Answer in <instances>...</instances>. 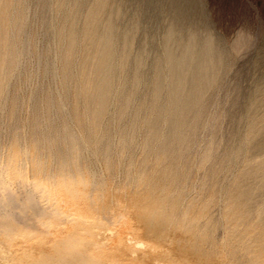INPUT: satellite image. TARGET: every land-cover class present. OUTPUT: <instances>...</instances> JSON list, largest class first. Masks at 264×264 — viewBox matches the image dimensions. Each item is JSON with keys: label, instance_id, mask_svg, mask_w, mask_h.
Wrapping results in <instances>:
<instances>
[{"label": "rangeland", "instance_id": "1", "mask_svg": "<svg viewBox=\"0 0 264 264\" xmlns=\"http://www.w3.org/2000/svg\"><path fill=\"white\" fill-rule=\"evenodd\" d=\"M7 1L0 0V4L5 3L0 5L3 8H0V13L3 12L0 19L4 17L0 20V30H4L0 31L3 34V38L0 34V92L4 93L3 96L0 94V165L4 163L6 177L14 189L19 180L25 184L38 177L48 185L54 179L57 185L53 187L60 186L58 188L63 192L61 178L67 175L65 181L72 183L79 193L80 214L89 222L78 239L70 236L74 229L77 230L76 224L65 220L52 229L50 235L44 233L43 226L29 220L22 226L27 231L23 228L22 231L32 236L23 233V237L11 238L0 230V264H28L27 260L32 264H100L101 261L103 264H250L252 252L257 253L259 261H264V222L254 211L240 217L241 206L236 204L234 197L240 189V199L252 196L249 202L253 209L264 206V174L254 178L260 185L253 188L251 195L238 185L254 161L264 156V150L253 156L247 150L253 143L250 126L264 117V0ZM95 8L99 9L95 11ZM4 13L7 15L3 16ZM91 15L97 19L92 20ZM88 21L101 26L109 22L115 34L116 54L112 62L116 61L113 63L116 67L109 90L111 106L106 108L109 114L105 111L97 125L91 124V117L82 107L89 102V94L81 91L91 84L88 71L95 60L86 50L90 39L84 35V25ZM169 29L175 34L172 45L175 54L182 52L192 34L198 51L202 41L209 38L214 59L211 60L214 71L210 86L203 95L201 108L190 118L196 125L192 138L195 143L178 144L175 151L172 148V153L161 149L164 146L158 140L165 126L160 127L158 132L162 133L156 134V138L145 140L148 126L142 119L153 106L149 97L150 73L155 62L163 58L162 37ZM125 33L129 43L126 47L132 58L128 63L121 51ZM72 34L76 39L69 45ZM139 53L144 56V64L137 71L133 56ZM18 54L21 57L17 63ZM45 59L49 61L46 63L55 64L58 75L53 77L49 72H43ZM136 72L137 78L139 75L142 80L135 87ZM127 96L129 108L123 107L127 113L121 117L119 110ZM164 99L165 96L162 101ZM52 100L54 108L51 107ZM61 103L62 107L68 104L63 112ZM110 103L107 101L106 106ZM136 109L138 111L134 113ZM133 113L139 116H135L139 121H133ZM207 122L211 124L204 127L202 124L207 125ZM143 127H147L146 132ZM70 132L74 137L71 143H66L64 137ZM84 146L92 151L89 153ZM3 151L11 157H5ZM21 153H26L28 158ZM22 162L24 164L20 166ZM49 171L53 176L49 177ZM22 172L23 177L18 178ZM22 192L21 185L16 193L22 196ZM40 199L47 205L43 195ZM152 208L160 211V219L148 215ZM85 238L91 240V245L87 246ZM90 246L93 252L86 249ZM94 257L102 259L95 261Z\"/></svg>", "mask_w": 264, "mask_h": 264}, {"label": "bare ground", "instance_id": "2", "mask_svg": "<svg viewBox=\"0 0 264 264\" xmlns=\"http://www.w3.org/2000/svg\"><path fill=\"white\" fill-rule=\"evenodd\" d=\"M7 1V0H6ZM9 3V1H7ZM100 2V1H99ZM98 2V5L101 3ZM4 5L5 3L2 2ZM13 3V1H12ZM11 3V4H12ZM3 4H0V5H3ZM7 4V3H6ZM76 4V3H75ZM10 5V4H9ZM8 5V6H9ZM7 6V7H8ZM2 6H0L1 8ZM10 7V6H9ZM65 8V7H64ZM101 8V6L99 7ZM97 8V10L99 9ZM3 10V8H1ZM96 8H95V11H97ZM6 11V10H4ZM48 11V10H47ZM3 13V12H2ZM0 13V14H2ZM11 13V12H10ZM94 13V12H93ZM96 13V12H95ZM9 14V13H8ZM99 14V13H98ZM7 14L4 13L3 16H5ZM16 15V13H15ZM21 15V14H20ZM98 16V15H97ZM96 16V17H97ZM8 17V16H6ZM86 17V16H85ZM4 18V17H3ZM1 18V19H3ZM12 18V17H11ZM21 18V17H20ZM91 18L92 20H94V17L91 15ZM91 18L89 20H91ZM0 19V20H1ZM97 18H95L96 20ZM108 19V18H107ZM88 20V19H87ZM94 20V21H95ZM8 21V20H7ZM93 21V23H95ZM89 23L85 24L84 25V35L89 36V42L87 43L86 45V50L89 52L92 53L93 57L95 58V60L91 63L92 64V67L90 68L89 67V73H88V77H89V80L91 81V84L87 85L85 87V90L84 91H81L85 94H89L88 98H89V102L86 103L85 106L82 105V107L84 109H86L87 113L86 112H82V113H86V114H89V116L91 117V124L92 125H97L99 124V120L100 118L102 117V115H104L105 111H106V108H110L111 106V101L109 99L110 97V94H109V90L111 91V76H112V72H113V69H114V66L116 67V65H114L116 61L112 62V59H113V56L116 54V49L114 48V33H113V29L111 28L109 22L106 24V25H103L101 26L100 24H97L98 25H94L92 23H90V21H88ZM92 22V21H91ZM2 23V22H1ZM5 23H7L5 21ZM10 24V23H9ZM7 25V24H6ZM2 28H3V24L1 25ZM14 26V25H13ZM19 27V26H18ZM4 29V28H3ZM7 29V28H6ZM5 29V30H6ZM64 29V28H63ZM2 30V29H1ZM0 30V31H1ZM4 31V30H2ZM9 32V30H8ZM22 32V31H21ZM63 32V31H62ZM72 32V30H71ZM6 33V32H4ZM128 33V32H127ZM1 34V33H0ZM10 34V33H8ZM78 34V33H77ZM2 35V38H3V34ZM19 35V33H18ZM59 35V34H58ZM75 35V34H74ZM64 36V35H63ZM127 34L125 33L124 34V43L125 45L123 46V49L121 50L122 53L124 54L123 56V59L127 62H129V60H132V58L130 59V55H129V49L127 48L128 47V42H127ZM1 37V36H0ZM77 37V36H76ZM85 37V36H84ZM55 38V37H54ZM52 38V39H54ZM75 38V36H74ZM74 38H73V34L72 36L70 35L69 36V40H68V43L69 45L73 43L74 41ZM79 38V37H78ZM77 38V40H78ZM163 41H164V47H165V51H164V55H163V58L160 60L158 59L155 64H154V67L152 69V74L150 73V81H151V91H150V98H151V101L153 102V106L152 108L150 109L149 111V114L145 116L146 113H144L142 119H143V122L148 126V132H146V128L142 129L143 131H145L147 133V137L145 140H152L153 138H156V134L158 133H162V131L158 132V130L160 129V127H163L165 126L164 128V132L162 133V136L160 139L161 144H163L164 148H161V149H164L165 151H169L171 152L175 146H177L178 144H190L191 141H192V138H193V135L195 133V123L191 122L190 121V118H191V114L197 112L200 108H201V105H202V98L204 97V93L205 91L209 88L210 86V83H211V79H212V75H213V69H214V66L212 64V61L211 60H214L212 59L213 57V53H212V48L211 46H213V44H211L209 42V38L208 39H204V41H202L201 43V49L198 51L195 49V42L194 41V36L189 35V38L187 39L185 45H184V48L182 50V52L177 55L173 52L172 50V45L175 41V34L173 32L172 29H169L168 32L166 33V35H164L162 37ZM207 38V37H206ZM57 39V38H56ZM68 39V38H67ZM76 39V38H75ZM84 39V38H83ZM58 40V39H57ZM85 40V39H84ZM131 40V39H130ZM1 41V40H0ZM61 43H62V40H60ZM2 42H3V39H2ZM1 42V44H2ZM63 42H64V39H63ZM79 41H77L78 43ZM116 42V41H115ZM132 42V41H131ZM7 43V42H6ZM25 43V42H24ZM55 43V42H54ZM76 43V42H75ZM76 43V44H77ZM5 44V42H4ZM75 44V45H76ZM81 44V43H80ZM6 45V44H5ZM4 45V46H5ZM127 45V47H126ZM147 45V44H146ZM145 45V46H146ZM14 46V45H13ZM58 46V44H57ZM77 46V45H76ZM75 46V47H76ZM85 46V45H84ZM2 47H3V44H2ZM70 47V46H69ZM131 47V46H130ZM197 47V46H196ZM7 48V47H6ZM20 48V47H19ZM74 49V48H73ZM214 49V48H213ZM49 50V48H48ZM70 50V49H69ZM2 51H5L2 49ZM17 51V50H16ZM53 51V50H52ZM141 51V50H140ZM198 51V52H197ZM7 52V51H6ZM9 52V51H8ZM11 52V51H10ZM26 52V51H25ZM45 52V51H44ZM73 52V51H72ZM118 52V51H117ZM215 53V51H213ZM133 53V52H132ZM217 53V52H216ZM3 54V53H2ZM6 54V53H4ZM21 54V52H20ZM18 54L17 55V58H16V62L17 60L19 59L20 60V57L22 54L20 55ZM149 54V53H148ZM28 55V54H27ZM38 55V54H37ZM73 55V53H72ZM143 54L139 53L135 56H133V60L134 62L136 63V70L139 71V69L143 66L144 64V61H143V57L142 56ZM39 56V55H38ZM69 56V55H68ZM86 56V54H85ZM84 56V58H85ZM122 56V54H121ZM161 56V55H160ZM216 56V55H215ZM218 56V55H217ZM41 57V56H40ZM65 57V56H64ZM76 58V57H75ZM88 58V57H87ZM116 59V57H114ZM2 59V57H1ZM37 59V58H36ZM40 58H38L39 60ZM54 59V58H52ZM219 59V58H218ZM4 60V59H3ZM46 60V59H45ZM73 60V59H72ZM85 60V59H84ZM148 60V59H147ZM215 60L216 57H215ZM22 61V60H21ZM48 60L45 61V63L47 62ZM124 61V62H125ZM16 62L14 63L15 66L17 65ZM49 62V61H48ZM69 62H70V59H69ZM127 62V63H128ZM219 62V60H218ZM18 63V62H17ZM71 63V62H70ZM73 63V62H72ZM71 63V64H72ZM114 63V64H113ZM217 63V62H216ZM221 64V61L219 62ZM1 64V63H0ZM4 64V62L2 63V65ZM23 64V63H22ZM49 63H46L45 64V74H47L48 72L53 76L55 77L56 75H58L56 73V70H55V64L52 63V64H49ZM90 64V65H91ZM121 65V63H119ZM123 64V63H122ZM21 65V64H20ZM135 65V64H134ZM83 66V65H82ZM218 66V65H217ZM221 66V65H220ZM2 67V66H1ZM0 67V68H1ZM24 67V66H23ZM55 67V68H54ZM22 68V67H20ZM69 68V67H68ZM67 68V69H68ZM85 68V67H83ZM82 68V69H83ZM218 68V67H217ZM117 69V68H115ZM142 69V68H141ZM4 70V69H3ZM37 70V69H36ZM35 70V71H36ZM71 70V69H70ZM74 70V69H73ZM81 70V69H80ZM87 70V69H86ZM25 71V70H24ZM85 71V70H84ZM118 71V70H117ZM1 72V70H0ZM42 72V71H41ZM42 72V73H43ZM47 72V73H46ZM74 72V71H73ZM141 72V71H140ZM72 73V72H71ZM78 73V72H77ZM76 73V74H77ZM82 73V72H81ZM84 73V72H83ZM13 74V73H12ZM30 74V73H29ZM34 74V72H33ZM63 74V73H62ZM87 74V73H86ZM118 74V73H117ZM85 75V74H84ZM122 75V74H121ZM141 75V74H140ZM1 76V75H0ZM13 76V75H12ZM52 76H50L52 78ZM64 76V75H63ZM74 76V75H73ZM76 76V75H75ZM135 77V87L136 86H139V82H140V79H139V75H138V78H137V72L136 74L134 75ZM147 76V75H146ZM15 77V76H14ZM142 77V76H141ZM13 78V77H12ZM29 78V77H28ZM58 78V77H57ZM60 78V76H59ZM65 78V77H64ZM72 78V77H70ZM69 78V80H70ZM32 79V78H31ZM54 79V78H52ZM77 80V79H76ZM83 80V79H82ZM88 80V79H87ZM113 80V79H112ZM142 80V79H141ZM5 81V80H4ZM9 81V80H8ZM71 81V80H70ZM13 82V81H12ZM11 82V83H12ZM59 82V81H58ZM83 82V81H82ZM114 82V81H113ZM8 83V82H7ZM60 83V82H59ZM1 84V82H0ZM10 84V83H8ZM31 84V83H30ZM7 85V84H6ZM3 86V89L6 87ZM83 85V84H82ZM86 85V82L85 84ZM60 86V85H59ZM77 86V85H76ZM24 87V86H23ZM83 87V86H82ZM22 89V88H21ZM78 89V88H76ZM83 89V88H82ZM142 89V88H141ZM2 90V89H1ZM49 90V89H48ZM75 90V89H74ZM138 90V89H137ZM20 91V90H19ZM33 91V90H32ZM36 91V89H35ZM78 91V90H77ZM118 91V90H117ZM4 92V91H2ZM8 92V91H7ZM49 92V91H48ZM58 92V91H56ZM80 92V91H79ZM34 93V91H33ZM82 93V94H83ZM113 92H111L112 94ZM116 93V92H115ZM1 94V92H0ZM4 94V93H2ZM1 94V95H2ZM22 94V93H21ZM50 94H53L52 92ZM61 94V93H60ZM59 94V95H60ZM6 95V93H5ZM49 95V94H48ZM77 95V94H76ZM3 96V95H2ZM83 96V95H82ZM81 96V97H82ZM87 96V95H86ZM112 96V95H111ZM136 96V95H135ZM139 96V95H138ZM165 96V101H162L163 97ZM53 97V96H52ZM74 97L76 98H80L79 95L78 96H75ZM117 97V96H116ZM119 97V96H118ZM51 97L49 96V99ZM69 97H67L66 99H68ZM86 97V99H88ZM115 98V97H114ZM122 98V97H121ZM1 99V98H0ZM30 99V98H28ZM48 99V98H47ZM58 99V98H57ZM82 99V98H80ZM204 99V98H203ZM3 100V99H2ZM64 100V99H63ZM75 100V99H74ZM79 99H77L78 101ZM133 102H134V99H132ZM142 100V99H141ZM46 101V100H45ZM60 101V100H59ZM65 101V100H64ZM86 101V100H85ZM107 101L110 103L109 107L106 106L107 104ZM113 101V100H112ZM29 102V100H28ZM32 102V101H31ZM41 102V101H40ZM53 100L51 101V107H53ZM63 102V101H61ZM67 102V101H66ZM65 102V103H66ZM70 102V101H69ZM79 102V101H78ZM33 103V102H32ZM35 104L36 101L34 102ZM50 103V102H49ZM60 103V102H59ZM115 103V102H114ZM117 103V102H116ZM128 103H129V97H125L124 98V101H123V106L121 107V109L119 110V113L122 117V114H126L127 112L125 111V108H123L124 106L128 107ZM2 104V102H1ZM39 104V103H38ZM72 104V103H71ZM70 104V105H71ZM78 104V103H77ZM83 104V103H81ZM113 104V103H112ZM133 104V103H131ZM152 104V103H151ZM21 104H19L20 106ZM61 107L64 106L63 103L60 104ZM76 105V103H75ZM34 106V104H33ZM50 106V105H49ZM81 105L78 104V107H80ZM113 106V105H112ZM117 106V105H116ZM132 106V105H131ZM49 107V110H51V112L53 111L52 108ZM68 107V104L67 106ZM66 107H62L61 110L63 112V108H66ZM77 107V106H76ZM77 107V108H78ZM147 107V105H146ZM16 108V107H15ZM19 108V107H18ZM48 108V107H47ZM60 108V107H59ZM123 108V109H122ZM129 108V107H128ZM31 109V108H30ZM79 109V108H78ZM81 109V108H80ZM127 109V108H126ZM138 109V108H137ZM135 110V112H137L138 110ZM146 109V108H145ZM144 109V110H145ZM109 110V109H108ZM107 110V111H108ZM116 110V109H115ZM114 110V111H115ZM142 110V109H141ZM140 110V111H141ZM147 110V109H146ZM145 110V111H146ZM55 111V110H54ZM67 111V109H66ZM69 111V109H68ZM67 111V112H68ZM79 111V110H78ZM84 111V110H82ZM106 111V112H107ZM112 111V110H111ZM66 112V113H67ZM113 112V111H112ZM147 112V111H146ZM229 112V111H228ZM43 113V112H42ZM47 113V112H46ZM45 113V114H46ZM65 113V112H64ZM71 113V112H70ZM77 113V112H76ZM109 114V112H107ZM133 113V121L135 120L136 122V119L137 117L135 116H138V115H135ZM139 113V112H138ZM200 113V112H199ZM44 114V113H43ZM48 114V113H47ZM52 114V113H51ZM73 114V113H72ZM79 114H80V111H79ZM84 114V115H86ZM114 114V113H113ZM197 114V113H196ZM67 115V114H66ZM71 115V114H70ZM82 115V114H81ZM107 115V114H106ZM115 115V114H114ZM105 116V115H104ZM109 116V115H108ZM112 116V115H111ZM116 116V115H115ZM142 116V115H141ZM202 116V115H201ZM207 116V115H206ZM13 117V116H12ZM83 117V116H82ZM87 117V115L85 116V118ZM139 117V116H138ZM197 117V116H195ZM39 118V117H38ZM43 118V117H42ZM41 118V119H42ZM47 118V117H46ZM84 118V117H83ZM82 118V121L84 120ZM89 118V117H88ZM87 118V119H88ZM119 118V117H118ZM208 118V117H207ZM49 119H51V117H49ZM47 118V120H49ZM76 119V118H75ZM79 119V117H78ZM105 119V118H103ZM130 119V118H129ZM194 119V118H193ZM210 119V118H209ZM22 120V119H21ZM36 120V119H35ZM39 120V119H38ZM56 120V119H55ZM102 120V119H101ZM112 120V118H111ZM120 120V119H119ZM131 120V119H130ZM205 120V119H204ZM86 121V120H85ZM106 121V119H105ZM104 121V122H105ZM113 121V120H112ZM137 121H139V118L137 119ZM211 121V120H210ZM22 122V121H21ZM25 122V121H24ZM50 122H52V120H50ZM59 122V121H58ZM80 122V120H79ZM101 122V121H100ZM128 123H130L129 121H127ZM199 122V121H198ZM44 123V122H43ZM42 123V124H43ZM102 123V122H101ZM112 123V122H111ZM143 123V124H144ZM50 124V123H49ZM85 124V123H84ZM131 126L133 125L132 122L130 123ZM129 124V125H130ZM136 124V123H135ZM138 124V123H137ZM208 122H207V125L205 124H202L205 126H208ZM211 124V122H210ZM209 124V125H210ZM45 125V124H44ZM51 125V124H50ZM49 125V126H50ZM73 125V124H72ZM102 125V124H101ZM101 125H100V128H101ZM104 125V124H103ZM106 125V124H105ZM142 125V124H141ZM53 126V125H52ZM59 126V125H58ZM64 126V125H63ZM78 126V125H77ZM87 127H89L87 124H86ZM85 126V127H86ZM113 126V125H112ZM135 126V125H134ZM143 126V125H142ZM26 127V126H25ZM84 127V126H83ZM86 127V128H87ZM129 127V126H128ZM137 127V126H136ZM203 127V126H202ZM203 127V128H204ZM221 127V126H220ZM10 128V126H9ZM68 128V127H67ZM113 128V127H112ZM111 128V129H112ZM91 129V126L90 128ZM99 129V128H98ZM110 129V130H111ZM132 129V128H130ZM138 129V128H136ZM198 129V127H197ZM36 130V129H35ZM51 130V129H50ZM68 130V129H67ZM74 130V129H72ZM125 130V129H124ZM129 130V129H128ZM161 130V129H160ZM100 131V130H99ZM126 131V130H125ZM135 130H132V132H134ZM250 133H251V137H252V144L247 148V150L249 151L250 154L255 155V153L257 154L258 152L261 153L262 150H264V117L263 118H260L259 122L258 123H253L252 126H250V129H249ZM24 132V131H23ZM47 132V131H46ZM52 132V131H51ZM66 132V131H65ZM63 132V133H65ZM111 132V131H109ZM127 132V131H126ZM131 132V133H132ZM137 132V131H136ZM203 132V131H202ZM68 133V132H67ZM73 133V132H72ZM70 132V135H67L66 137H64V141L66 143H71L72 142V136L74 137V134H72ZM129 133V132H128ZM135 133V132H134ZM144 133V132H143ZM107 134H108V131H107ZM110 134V133H109ZM198 134V133H197ZM24 135V134H23ZM42 135V134H40ZM65 135V134H64ZM138 135H139V132H138ZM161 135V134H160ZM136 136V135H135ZM195 136V135H194ZM198 136V135H197ZM217 136V135H216ZM60 137V136H59ZM113 137V136H112ZM142 137V136H141ZM209 137V136H208ZM110 138V137H108ZM243 138V137H242ZM48 139V138H47ZM84 139V138H83ZM90 139V138H89ZM95 138H93L94 140ZM74 140V139H73ZM88 140V139H87ZM92 140V141H93ZM113 140V139H112ZM144 140V139H143ZM156 140V139H155ZM154 140V141H155ZM157 140V141H158ZM206 140V139H205ZM251 140V139H250ZM249 140V141H250ZM76 141V140H75ZM79 141V140H78ZM85 141V140H84ZM97 141V139L95 140ZM197 141V140H196ZM202 141V140H201ZM248 141V140H247ZM113 142V141H112ZM193 142V141H192ZM205 142V141H204ZM83 143V142H82ZM145 143V142H144ZM151 143V142H150ZM154 143V142H153ZM195 143V142H193ZM43 144V143H42ZM80 144V142H79ZM85 144V143H83ZM113 144V143H112ZM126 144V143H125ZM135 144V143H134ZM156 141H155V145H156ZM159 144V143H158ZM217 144V143H216ZM215 144V145H216ZM78 145V144H77ZM95 145V144H94ZM129 145V144H128ZM139 145V143H138ZM146 145V143H145ZM192 145V144H191ZM88 146V145H87ZM111 146V145H110ZM148 146V145H146ZM183 146V145H182ZM85 147V146H84ZM93 147V146H92ZM158 147V146H157ZM162 147V145H161ZM219 147V144L218 146ZM25 148V147H24ZM78 148V147H77ZM109 148V147H108ZM144 148H146L144 146ZM176 148V147H175ZM175 148H174V151H175ZM191 148V146H190ZM212 148V146H211ZM80 149L82 151V146H80ZM85 149L89 152H91L92 150L89 149L88 147H85ZM138 149V147H137ZM209 149V148H207ZM18 150V149H17ZM69 150V148H68ZM109 150V149H108ZM160 150V149H159ZM181 150V149H180ZM187 150V149H185ZM212 150V149H211ZM246 150V149H245ZM78 151V150H77ZM94 151V149H93ZM127 151V150H126ZM206 151V150H205ZM209 151V150H208ZM9 152V150H8ZM25 152V150H24ZM67 152V151H66ZM86 152V151H84ZM89 152V153H90ZM212 152V151H211ZM52 153V152H51ZM95 153V151H94ZM102 153V152H101ZM172 153V152H171ZM243 153V152H242ZM246 153V151H245ZM3 154H5V157L7 156H10L9 153H7L8 155H6V153H4L3 151ZM20 154V153H19ZM21 154H24L25 158H28V156L26 155V153H21ZM106 154V153H105ZM133 154V153H132ZM180 154V153H179ZM181 154H185V153H181ZM208 155H211L209 154V152H207ZM16 156V153L14 154ZM101 155V154H100ZM207 155V156H208ZM13 156V155H12ZM19 156V155H18ZM82 156V155H81ZM11 157V156H10ZM9 157V158H10ZM21 159L20 160H23V162H25L24 160L25 159H22L24 157L20 156ZM74 157V155H73ZM212 157V155H211ZM68 158V157H67ZM84 158V157H83ZM93 158V157H92ZM180 158V157H179ZM79 159V158H78ZM176 159V158H175ZM28 160V159H27ZM26 160V161H27ZM98 161V160H97ZM21 163L22 165L20 166H23L24 163ZM36 162V161H35ZM3 163V162H2ZM7 163V162H6ZM26 163V162H25ZM38 163V162H37ZM172 163V162H171ZM234 163V162H233ZM4 164V163H3ZM1 164L0 165V230L1 232H3V235L5 236H10L11 238H14L16 236H19V235H22L23 237V233L24 235H28L30 233H25L23 231H27V230H24V227L23 224H24V221L26 220H29L35 224H39L40 226H43L42 230L44 231V233L50 235L51 232H52V229H54L55 227L58 226V224H60L62 222V220H65V221H69V222H72L74 224H76V228L77 230H73L74 234H70V236L72 238H81L82 237V231L81 230H85V225L89 222V220L87 219V217L83 216L82 214H80V207H79V204H78V199L79 196H78V191L73 187L72 183L70 184V182L68 181H65V177L67 175H65L64 178H61L62 179V186H64V190L63 192L60 191V186H58L57 188L56 187H53L54 185H57L55 182H54V179L53 181L50 183V185L48 184H45L43 183L42 181H40L38 179V177H33V179H30V181H27L25 184L19 180L18 182L19 183H16L18 184V187H20L22 185V188H23V194L22 196H19L16 191L18 190V187L16 189L12 188L7 177H6V172L4 168ZM29 164V163H28ZM27 164V165H28ZM36 164V163H35ZM92 164V163H91ZM173 164V163H172ZM251 164V163H250ZM174 165V164H173ZM179 165V164H178ZM18 166V164H17ZM16 166V168H17ZM29 166V165H28ZM19 167V166H18ZM42 167V166H41ZM40 167V168H41ZM79 167V166H78ZM179 167V166H178ZM25 166L22 167V169L24 170ZM27 168V167H26ZM37 168V166L35 167ZM211 168V166H210ZM29 169V167H28ZM70 169V168H69ZM27 169H25L26 171ZM42 170V168H41ZM210 170V169H209ZM208 170V171H209ZM43 171V170H42ZM191 171V170H190ZM15 172V171H14ZM12 172V173H14ZM18 172V171H16ZM37 172V171H36ZM71 172V170H70ZM44 173V172H43ZM42 173V174H43ZM47 173V171H46ZM48 173H50V176H53V174L51 175V172L49 171ZM72 173V172H71ZM78 173H79V170H78ZM30 174V173H29ZM40 174V173H39ZM245 178L242 180V182H240L238 185H240V187H242L243 189V192L245 193H250L253 188H255L257 185H260L257 181H255L254 178H257L259 175H262L264 174V156H262L260 159H257L254 161V164L248 168L245 172ZM34 175V173H33ZM38 175V174H37ZM23 177V172L22 174L19 175L18 178L20 177ZM35 176V175H34ZM42 176V175H41ZM48 176V175H47ZM46 174H45V177H47ZM58 176H61V175H58ZM56 175V177H58ZM73 176V174H72ZM81 176L78 174V177ZM30 177V175H29ZM48 177V178H49ZM82 177V176H81ZM263 177V176H262ZM25 178V177H24ZM31 178V177H30ZM42 178V177H41ZM43 178H44V175H43ZM53 178V177H52ZM51 178V179H52ZM69 178V176H68ZM264 178V177H263ZM46 179V178H44ZM73 180V178H71ZM83 178H81L80 180H82ZM23 180V179H22ZM50 180V178L48 179V181ZM71 180V181H72ZM85 180V179H84ZM93 180V179H92ZM12 181V180H11ZM10 181V182H11ZM24 181V180H23ZM75 181V180H74ZM47 182V181H46ZM61 182V181H60ZM76 182V181H75ZM94 182V181H93ZM83 183V182H82ZM74 184V182H73ZM77 184V183H76ZM80 184V183H79ZM90 184L92 185V182H90ZM95 184V183H94ZM20 185V186H19ZM83 185V184H82ZM75 186V185H74ZM21 189V188H20ZM257 189V188H255ZM264 189V187H263ZM262 189V190H263ZM261 190V191H262ZM22 191V190H21ZM239 191V192H238ZM234 197H235V202L236 204L241 208V213L239 214V216H243L244 214H249V212L251 211H254L255 214H257V216L259 217L260 221L264 222V209L262 206V209L260 208H255L253 209V205H251V201L249 202V199L252 198L249 197V199H240L239 198V193H241L242 190H238ZM260 191V190H259ZM264 191V190H263ZM90 192V191H89ZM90 194V193H89ZM256 194V193H255ZM44 197V199L46 200L47 202V205H44L41 203V199L40 197ZM251 195V193L249 194ZM263 195V194H262ZM254 196V195H253ZM263 197V196H262ZM95 200V199H94ZM93 200V202H94ZM112 212V211H110ZM247 214V215H248ZM148 215L151 216V218H154V217H158L157 219H160V211L156 208H152L149 210L148 212ZM166 216V215H164ZM168 216V214H167ZM169 216H171V214H169ZM172 217V216H171ZM257 217V218H258ZM163 218V217H162ZM256 218V217H255ZM43 219V220H42ZM93 220L100 223V221L93 217ZM258 220V219H257ZM151 221V220H150ZM169 221V220H168ZM28 222V221H27ZM26 222V223H27ZM102 222V221H101ZM261 223V222H260ZM25 225V224H24ZM28 226V225H27ZM22 228H23V231H22ZM58 228V227H57ZM217 228V227H216ZM32 229V228H31ZM34 232L36 230L32 229ZM32 230H29V231H32ZM80 230V231H79ZM34 232H31L33 233L34 235ZM37 232V231H36ZM35 232V233H36ZM37 234V233H36ZM35 234V235H36ZM31 235V234H30ZM27 236V237H28ZM32 236V235H31ZM67 237V235H65ZM21 237V236H20ZM10 238V239H11ZM9 239V238H8ZM9 239V240H10ZM61 240V239H60ZM10 241H13V240H10ZM9 241V242H10ZM8 242V243H9ZM85 242L87 243V246L88 245H91V240L90 239H87L85 238ZM140 242V241H139ZM138 242V243H139ZM141 243V242H140ZM264 243V242H262ZM134 245H137V244H134ZM142 245V244H141ZM140 246V245H139ZM86 249H89L88 252H93L92 251V248L90 246V248H86ZM241 255V254H240ZM12 256V255H11ZM10 257L9 260H10ZM25 256V255H24ZM29 255H26V258L28 257ZM64 256V255H62ZM67 256V255H66ZM95 256V255H94ZM101 256V255H100ZM23 256H21L20 258L18 259H21ZM65 257V256H64ZM96 257V256H95ZM94 257V258H95ZM239 257V256H238ZM250 257V256H249ZM30 259V257H28ZM73 258V257H72ZM104 258V257H103ZM2 259V258H1ZM39 259V258H38ZM102 258H95V261H100ZM23 260V259H22ZM25 260V258H24ZM69 260V259H68ZM29 261L28 264H32L31 260H27ZM26 261V262H27ZM238 261V260H237ZM13 262V261H12ZM48 263V262H47ZM100 264H103V262H99ZM249 263V262H248ZM98 264V263H97ZM250 264H264V261H259L258 259V255L256 252H252V258H251V263Z\"/></svg>", "mask_w": 264, "mask_h": 264}]
</instances>
